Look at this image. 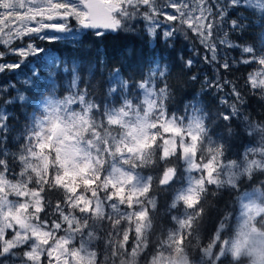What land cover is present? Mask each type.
<instances>
[{
    "label": "snow or ice",
    "instance_id": "6c2138e0",
    "mask_svg": "<svg viewBox=\"0 0 264 264\" xmlns=\"http://www.w3.org/2000/svg\"><path fill=\"white\" fill-rule=\"evenodd\" d=\"M239 8L264 20V0H0V74L26 77L0 86V98L9 97L0 103V264H223L229 257L240 264L234 257L243 253L264 264V180L241 192L243 183L264 176V121L251 118L246 94L222 75L238 65L252 67L245 87L264 105V32L254 47L233 43L224 30L227 25L242 34L249 27L242 14L228 23L229 12ZM140 23L165 50L193 34L203 53L190 51L217 73L205 77L207 88L229 89L217 110L199 102L186 105L182 115L170 110L168 78L177 66L190 71L192 58L157 54L139 81L113 69L100 96L99 82L91 83L95 64L85 80L75 58L69 68L68 58L40 46L71 47L85 30L102 37L137 31ZM236 49L240 59L229 55ZM8 56L18 59L8 62ZM42 70L53 87L42 86L29 98L25 92ZM60 73L71 74L64 95L55 88ZM10 105L32 107L22 113L23 124ZM234 121L250 143L233 152L237 159L226 160L239 135ZM174 162L181 167L168 166ZM213 186L212 196L239 193L233 210L239 226L224 238L231 215L225 214L203 244L198 224ZM163 193H171V203L161 206Z\"/></svg>",
    "mask_w": 264,
    "mask_h": 264
},
{
    "label": "trees",
    "instance_id": "16d2710c",
    "mask_svg": "<svg viewBox=\"0 0 264 264\" xmlns=\"http://www.w3.org/2000/svg\"><path fill=\"white\" fill-rule=\"evenodd\" d=\"M238 14H242L247 17V19L242 20L241 23L249 25L242 34L231 32L227 25H225V31L229 32V38L233 43L240 44L242 46L252 45L257 47L260 43V34L264 27V20L255 14L253 11L246 10L244 8H239L229 12L228 23L232 20L237 19ZM259 22V23H257ZM137 31L124 32L119 31L117 33L107 32L102 37H96L93 32H86L80 38L81 43L72 45L71 47H66L62 43L50 44L41 43V47L56 49L62 58H68L67 66L71 68L72 59L75 58L78 63L81 64L80 75L85 80L89 77V68L95 64L94 75L91 77V83L97 84L99 82L100 87L98 89V95L103 96L108 85L104 83L107 80L108 73L116 68H119L125 78L132 77L136 81L141 79V72L146 74L149 69L148 61L151 60L155 55H163L165 57H170L172 61H176L180 55H183L184 60L189 58L194 59V64L189 71L184 69L183 71L177 66L172 69L171 75L168 78V83L171 86V91L173 92V98L170 105V110L175 112L177 115H182L185 113V106L192 102H199L202 104L207 111H215L218 108L219 96L228 92L229 89L225 88L223 93H216L215 89L209 90L207 85L204 83L205 77L209 79L213 78L217 73L214 71L213 66H209L202 62L201 57L196 56L195 52L190 51L192 47H195L198 51L203 53L198 43L192 38L193 34L189 33V40L179 39L175 44V50H165L163 45L159 41H152L148 35L142 30L143 28L139 25ZM75 49V51H73ZM230 56L240 59L239 49L231 50ZM30 60L32 58H29ZM97 61H102L103 63H97ZM169 62V61H165ZM40 61H37V66H40ZM252 67L246 65H238L233 67L230 72L222 73L223 77L227 80H231L233 83H238V81H245L249 72L252 71ZM24 72H28L27 68L23 69ZM30 77V73H28ZM192 76H197V80L193 81ZM4 78L5 84L9 81L16 83L17 81H22L26 77L23 75L16 76L12 73L0 74V79ZM55 88L58 95L67 94L66 89L71 80L70 73H60L54 77ZM17 88L21 85L17 83ZM42 86L51 88L53 87L52 82L48 79V71L42 70L41 74L35 84V88L32 91L25 92L29 98H33L37 89ZM81 87H84L81 84ZM21 91H24L21 88ZM242 94H246V99L248 101L247 112L251 114V118L256 120L255 113L257 107H252V95H247V93L241 89ZM10 95H15V92L10 93ZM9 97L0 98V103L3 99H8ZM31 112L32 107L24 105H10L8 106V111L13 113L19 118L21 124L24 123V111ZM12 123H15L13 121ZM233 127L236 128V132L239 133L237 137H234L231 141L232 151L226 152L225 159L232 160L238 157L233 154V152L242 153L244 147L250 143V138L243 133L242 128L237 126V122H233ZM11 147V144L9 145ZM168 166L181 167V162H174ZM260 180H264V176L258 177L253 184L249 185L247 182L241 185V192L243 190L259 187ZM175 187H180V184L175 185ZM215 188L210 187L209 196L207 197L206 203V215L199 221L198 227L206 228L209 235H212L220 225V222L224 219L225 214H231L229 219L233 217V210L236 205V197L239 195L237 192L223 191L218 193L216 196H212L211 192H214ZM55 199V197H53ZM161 206L166 203H171V193H163L158 196ZM163 211V207H161ZM165 227H171L172 225L164 221ZM159 237L154 236L153 242ZM246 262V258H242L240 264ZM223 264H232L231 257L224 260Z\"/></svg>",
    "mask_w": 264,
    "mask_h": 264
},
{
    "label": "rangeland",
    "instance_id": "374dc122",
    "mask_svg": "<svg viewBox=\"0 0 264 264\" xmlns=\"http://www.w3.org/2000/svg\"><path fill=\"white\" fill-rule=\"evenodd\" d=\"M75 22V21H74ZM141 26L142 28L144 27L143 26V24L142 23H140V24H137L136 25V29L138 30V26ZM76 27V23H75V25H74V28ZM262 32H264V28L262 29ZM261 32V33H262ZM84 34H85V32H84ZM83 36V34L79 37V39L81 38ZM260 43H261V41H260ZM260 43L258 44V46L257 47H259L260 46ZM0 51H3V49H1L0 48ZM252 71H253V69H252ZM5 83L3 82V80H1L0 79V86H3ZM234 84H236L237 86H238V88L241 90H244L246 93H247V95H249L248 94V88L247 87H245V81H243L242 82V80H240V81H238V83H234ZM253 96V95H252ZM252 107L254 108V107H257V111H256V113H255V116H256V120L255 121H264V115H260V113L261 112H264V105H262L261 103H260V101L258 100V97L257 96H253L252 97ZM251 190V188H249V189H246V190H243V191H250ZM242 191V192H243ZM220 226V225H219ZM219 226H218V228L217 229H219ZM238 226H239V216H238V213H235L234 215H233V217H231L227 222H226V225H225V236H224V238H229V237H234V235H235V233H236V231H237V229H238ZM199 228V235H200V238H201V242L203 243V244H206V243H208V241H209V239L212 237V235L214 234H212V235H209L208 233H207V231H206V228H204V227H198ZM193 243H195V241H193ZM243 264H246V262L245 263H243Z\"/></svg>",
    "mask_w": 264,
    "mask_h": 264
},
{
    "label": "clouds",
    "instance_id": "9594fccd",
    "mask_svg": "<svg viewBox=\"0 0 264 264\" xmlns=\"http://www.w3.org/2000/svg\"><path fill=\"white\" fill-rule=\"evenodd\" d=\"M236 259L246 258V264H256L255 257L247 253H243L241 257H234Z\"/></svg>",
    "mask_w": 264,
    "mask_h": 264
},
{
    "label": "flooded vegetation",
    "instance_id": "af4514ba",
    "mask_svg": "<svg viewBox=\"0 0 264 264\" xmlns=\"http://www.w3.org/2000/svg\"><path fill=\"white\" fill-rule=\"evenodd\" d=\"M74 25H75V22L73 21L72 22V26L74 27ZM86 32H92V31H90V30H85V33ZM45 43H47V42H45ZM1 49H3L2 47H0ZM4 50V49H3ZM18 59V57H16V56H8V57H6V60L8 61V62H14V61H16ZM1 80H3V82L4 81H6L4 78H2ZM5 83V82H4Z\"/></svg>",
    "mask_w": 264,
    "mask_h": 264
},
{
    "label": "water",
    "instance_id": "95a60500",
    "mask_svg": "<svg viewBox=\"0 0 264 264\" xmlns=\"http://www.w3.org/2000/svg\"><path fill=\"white\" fill-rule=\"evenodd\" d=\"M91 31V30H90ZM113 33H115V32H113Z\"/></svg>",
    "mask_w": 264,
    "mask_h": 264
}]
</instances>
